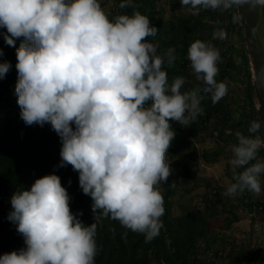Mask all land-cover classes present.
<instances>
[{"label": "clouds", "instance_id": "obj_1", "mask_svg": "<svg viewBox=\"0 0 264 264\" xmlns=\"http://www.w3.org/2000/svg\"><path fill=\"white\" fill-rule=\"evenodd\" d=\"M180 3L190 6L194 16L201 10L264 6V0ZM0 30L5 44L16 49L20 118L26 125H51L61 142L60 166L78 172L93 211L101 209L104 217L118 221L127 230L125 237L131 231L143 234L145 242L154 240L165 213L157 185L170 175L165 154L176 135L169 121L188 124L202 109L201 89L182 93L181 76L169 84L164 58L145 39L157 34L149 18L134 11L109 19L100 0H0ZM227 37L222 27L212 33V40ZM174 52L167 50L169 66L176 60ZM187 59L214 104L227 95L228 86L216 79L223 61L211 41L195 39ZM11 67L8 61L0 63V80ZM260 129L261 120L255 119L248 132ZM236 137L230 163L243 167L257 160L264 138L240 132ZM261 173L264 160L245 168L227 194L245 188L259 194ZM70 200L55 174L14 192L6 219L16 226L24 247L0 255V264H96L97 224L85 226L71 211Z\"/></svg>", "mask_w": 264, "mask_h": 264}, {"label": "trees", "instance_id": "obj_2", "mask_svg": "<svg viewBox=\"0 0 264 264\" xmlns=\"http://www.w3.org/2000/svg\"><path fill=\"white\" fill-rule=\"evenodd\" d=\"M100 3L109 19L131 16L134 11L146 15L157 34L145 39L154 45L155 54L164 58L169 84L181 76L185 79L182 93L201 89L198 95L202 111L196 118L188 124L169 121L176 133L165 154L170 175L157 185L164 197L165 213L161 217L164 227L154 240L145 242L143 234L128 231L125 237L127 230L118 221L104 217L103 210L93 211L94 202L80 188L78 172L71 165L60 166L61 142L51 125H26L20 118L15 95L16 49L7 46L0 35V49L4 53L0 63L8 61L12 65L0 80V255L24 247L16 226L6 219L12 210L13 193L29 190L35 180L55 174L69 193L73 214L85 226L97 224L96 264H234L235 258L243 264H264V229L260 227L264 223V173L259 176V194L247 188L227 194L245 168L264 160V148L258 151L257 160L248 165L226 166V176L230 179L226 188L215 183L214 178L201 176L203 166L219 162L226 148L238 143L237 132L252 137L261 135L260 131L248 132L257 114L238 6L223 12L201 10L194 16L188 10L190 6L182 5L180 0H100ZM121 3L128 6L120 8ZM217 27L228 33L227 39L220 42V52L227 64L219 66L216 77L228 86V92L214 104L211 93L202 91L206 85L196 79L187 49L195 39L214 44L218 40H212V33ZM20 42L17 40L16 47ZM170 47L175 49L176 56L171 66L167 63ZM150 106L151 101L144 105ZM210 142L216 146L210 147ZM196 197L199 198L196 203H186ZM242 218L251 227L245 252L237 248L235 239V226Z\"/></svg>", "mask_w": 264, "mask_h": 264}, {"label": "water", "instance_id": "obj_3", "mask_svg": "<svg viewBox=\"0 0 264 264\" xmlns=\"http://www.w3.org/2000/svg\"><path fill=\"white\" fill-rule=\"evenodd\" d=\"M252 76V92L260 134L264 138V6L254 10L248 4L238 6Z\"/></svg>", "mask_w": 264, "mask_h": 264}, {"label": "rangeland", "instance_id": "obj_4", "mask_svg": "<svg viewBox=\"0 0 264 264\" xmlns=\"http://www.w3.org/2000/svg\"><path fill=\"white\" fill-rule=\"evenodd\" d=\"M220 42H221V40H218V41H215V43H214V45L219 49V51H221ZM220 55H221V52H220ZM221 58H222L223 62L220 63L218 66H226L227 60L224 59L222 55H221ZM216 133L218 134L217 131H216ZM209 146L213 148L216 145H215V143L210 142ZM232 146L233 145H229L226 148L225 153H223L222 159H220L219 162H217V163H215V164H213L212 166H209V167H204V166L202 167L201 176L203 178H208V179H213L214 178V179H216L215 183H218V184L222 185L225 188L227 186H230V179L227 178L225 171H226V166L231 164L230 161L233 159L232 158L233 157ZM198 199H199L198 197L193 198L192 200L188 199V200H186V203H187V201H188V203H196ZM244 217H246V216H244ZM260 227L264 229V223H261ZM235 230H236L235 231V235H236L235 239L238 241L237 248L240 251H244L245 252L246 249H247V243H248L249 235H250V232H251V227L249 225V221L246 218H242L241 222L236 224ZM259 233H261V230H260ZM236 260H237L236 264H243L237 258H236Z\"/></svg>", "mask_w": 264, "mask_h": 264}, {"label": "crops", "instance_id": "obj_5", "mask_svg": "<svg viewBox=\"0 0 264 264\" xmlns=\"http://www.w3.org/2000/svg\"><path fill=\"white\" fill-rule=\"evenodd\" d=\"M238 259V258H237ZM235 260V263L234 264H236L237 263V260H236V258L234 259ZM239 260V259H238Z\"/></svg>", "mask_w": 264, "mask_h": 264}, {"label": "built area", "instance_id": "obj_6", "mask_svg": "<svg viewBox=\"0 0 264 264\" xmlns=\"http://www.w3.org/2000/svg\"><path fill=\"white\" fill-rule=\"evenodd\" d=\"M259 136H261V135H259ZM262 137V136H261Z\"/></svg>", "mask_w": 264, "mask_h": 264}]
</instances>
